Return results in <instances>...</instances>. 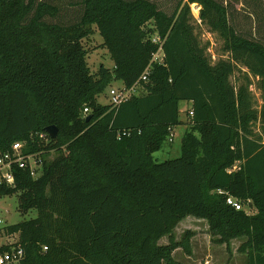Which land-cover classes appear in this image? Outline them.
<instances>
[{"label":"trees","instance_id":"16d2710c","mask_svg":"<svg viewBox=\"0 0 264 264\" xmlns=\"http://www.w3.org/2000/svg\"><path fill=\"white\" fill-rule=\"evenodd\" d=\"M257 1L264 23V0ZM192 3L223 40L225 57L212 62L207 54ZM230 7L226 0H175L170 10L158 0H0V153L19 141L38 164L37 176L16 166L14 185L0 182V196L17 193L21 213L37 212L0 229L17 237L11 244L23 247L22 264H178L173 251L191 255L195 233L177 240L172 232L188 215L207 220L214 243L244 238L238 251L248 264H264V41L239 34ZM93 26L112 68L89 69L82 40ZM154 35L163 41L162 62L152 61ZM239 66L245 80L234 82ZM147 67L117 107L99 101L113 80L131 87ZM181 102L190 105L181 153L156 161L153 153L182 123ZM48 125L58 127L53 138ZM228 195L255 212L227 204Z\"/></svg>","mask_w":264,"mask_h":264},{"label":"rangeland","instance_id":"374dc122","mask_svg":"<svg viewBox=\"0 0 264 264\" xmlns=\"http://www.w3.org/2000/svg\"><path fill=\"white\" fill-rule=\"evenodd\" d=\"M68 1V0H66ZM175 0H158V4L167 10H170L174 5ZM224 1V0H223ZM228 3L232 5L231 12H229L230 23L236 28L239 34L248 36L250 38L256 39L258 41H264V23L261 16V13L258 12L259 8L257 7V0H226ZM200 6L197 3L190 4L191 14L194 18L193 25L195 26L194 32L199 37L201 43L207 46V54L210 56L212 62L218 60L221 57H225L226 53L223 52V40L216 32L209 30L207 26H205L199 20V10ZM71 16V15H70ZM151 24V22H149ZM94 32L88 36L87 38L82 40V44L85 49L88 51L86 61L89 66L91 72H95L98 70L99 66L103 64L108 68H112L113 61L110 58L108 51L100 46L102 42V37L98 33V30L95 26H93ZM247 70L246 68L239 66V70H235L234 77L232 81H244L243 71ZM252 83L249 85V89L252 91L255 99V106L259 109L262 103L261 92L255 86L256 78L252 77ZM123 85L121 80H113L105 89L104 93L99 96V101L103 103H107L110 98L109 90L111 88L121 87ZM190 105L188 102H181L180 104V119L182 121L181 124L177 125L173 129L172 141L167 140L163 147L154 152L153 156L156 161H163L167 159H171L177 157L181 153V139L186 127V124L190 121V116L188 115V109ZM56 151H51L48 157H53L56 155ZM250 203V202H248ZM245 211L248 213L255 212V209L252 205L243 206ZM37 214L36 210L32 209L27 213L23 214L18 210V195L17 193L11 195H1L0 196V229L4 226L14 224L26 219H30L35 217ZM187 218V219H186ZM186 219V220H184ZM184 220V221H183ZM183 221V222H182ZM190 229L194 231L195 238L197 236V240L190 239V245L192 249V255L202 258H210L214 261L212 264H226V258L231 257L232 255V247L236 245V243H240V241L244 240V238H235L232 239L229 243V247L225 243H214L212 241V237L208 232V223L206 219L198 218L193 215H188L182 220H180V224L176 226V229H173V236L175 239L180 240L185 230ZM5 236L0 232V238H4ZM200 237V238H199ZM7 243L15 242L17 240L16 236H10L4 238ZM166 243L168 242V238L166 236ZM160 242V241H159ZM161 243V242H160ZM179 252L175 254V258L179 259L185 256V250L179 247ZM236 251V250H235ZM238 251V250H237ZM236 251V252H237ZM183 255V256H182ZM180 264L179 262H177Z\"/></svg>","mask_w":264,"mask_h":264},{"label":"built area","instance_id":"2783aa9c","mask_svg":"<svg viewBox=\"0 0 264 264\" xmlns=\"http://www.w3.org/2000/svg\"><path fill=\"white\" fill-rule=\"evenodd\" d=\"M153 42L159 44L156 53L154 54L152 61H163V49L162 43L163 41L159 38L158 35H154L152 38ZM148 74V67L144 70L139 79L131 86V87H117L111 88L109 91L110 102L112 107H117L120 103L125 101L130 95L138 90L140 86V82L146 79V75ZM87 107L84 108V113H87ZM189 113L192 114V111L189 110ZM173 131L169 134L168 140L172 141ZM23 144L19 141L12 143L11 148L0 153V182H4L8 186H13L14 179V167L25 168L28 167L30 170V174L32 176H37L38 172L36 168H38V164L34 155L32 154H24L22 151ZM222 192V190H218ZM226 203L234 207L235 209H241L243 206L241 202H239L236 198L231 195H228L226 198ZM1 223V219H0ZM10 236H5L7 238ZM4 238H0V247L4 244H10V248L3 252H0V264H22L25 259V252L23 247L20 244L14 245L7 243ZM46 249V246L44 247Z\"/></svg>","mask_w":264,"mask_h":264},{"label":"crops","instance_id":"0c3cea01","mask_svg":"<svg viewBox=\"0 0 264 264\" xmlns=\"http://www.w3.org/2000/svg\"><path fill=\"white\" fill-rule=\"evenodd\" d=\"M187 219V218H186ZM186 219H184V220H186ZM183 220V221H184ZM182 221V222H183ZM178 224H180V221L178 222ZM178 224L176 225V226H178ZM176 226H175V229H176ZM166 236L167 235H165V236H163V237H161L159 240H158V243L159 244H164V243H166V241H167V239H166ZM167 238H168V236H167ZM200 238V237H199ZM192 239L193 240H197V236L195 235V238H193L192 237ZM191 239V240H192ZM161 243H160V242ZM240 243H241V241H240ZM239 242L238 243H236V245L234 246V247H232V244H231V249H232V255H231V257H227L226 258V264H248V258H247V254L246 253H243V252H239V251H237L238 250V246H239V244H240ZM179 250V247L178 248H176L174 251H173V258L177 261V262H179L180 264H212V263H214V261L212 260V259H210V258H208V257H206V258H202V257H197V256H194V255H187V254H185V256H183V257H181V258H179V259H176L174 256H175V254L177 253V252H179L178 251ZM237 252H236V251ZM193 252V251H192ZM162 264H165L164 262L162 263Z\"/></svg>","mask_w":264,"mask_h":264},{"label":"water","instance_id":"95a60500","mask_svg":"<svg viewBox=\"0 0 264 264\" xmlns=\"http://www.w3.org/2000/svg\"><path fill=\"white\" fill-rule=\"evenodd\" d=\"M89 117L90 114L87 115L86 119H89ZM45 130L51 138L55 137L58 133V127L56 125H48L46 126Z\"/></svg>","mask_w":264,"mask_h":264}]
</instances>
